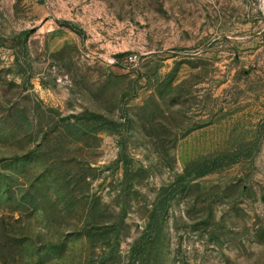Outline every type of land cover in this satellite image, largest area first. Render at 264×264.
<instances>
[{"label": "rangeland", "instance_id": "obj_1", "mask_svg": "<svg viewBox=\"0 0 264 264\" xmlns=\"http://www.w3.org/2000/svg\"><path fill=\"white\" fill-rule=\"evenodd\" d=\"M0 264H264V0H0Z\"/></svg>", "mask_w": 264, "mask_h": 264}]
</instances>
